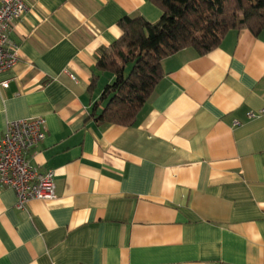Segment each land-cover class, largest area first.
I'll return each instance as SVG.
<instances>
[{"label": "crops", "instance_id": "1", "mask_svg": "<svg viewBox=\"0 0 264 264\" xmlns=\"http://www.w3.org/2000/svg\"><path fill=\"white\" fill-rule=\"evenodd\" d=\"M22 1L8 34L17 62L0 73V138L11 121L45 120L27 154L54 171L56 197L18 208L0 185V264H264V28L165 57L135 121L107 125L91 116L112 80L97 59L121 18L157 22L160 8Z\"/></svg>", "mask_w": 264, "mask_h": 264}, {"label": "trees", "instance_id": "2", "mask_svg": "<svg viewBox=\"0 0 264 264\" xmlns=\"http://www.w3.org/2000/svg\"><path fill=\"white\" fill-rule=\"evenodd\" d=\"M152 1L161 10L160 19L121 18L120 37L97 59L96 69L112 76L91 108V116L103 124L135 121L162 78L165 57L184 48L205 54L232 29L247 28L256 35L264 28V0ZM96 78L93 76L92 86Z\"/></svg>", "mask_w": 264, "mask_h": 264}, {"label": "built area", "instance_id": "3", "mask_svg": "<svg viewBox=\"0 0 264 264\" xmlns=\"http://www.w3.org/2000/svg\"><path fill=\"white\" fill-rule=\"evenodd\" d=\"M26 10L22 0H0V73L17 62L16 47L8 34L13 21L22 17ZM7 83L1 81L0 85L7 86ZM248 116L255 114L250 112ZM45 133L44 119L28 118L9 122L0 138V185L15 191L18 208H23L30 200L56 197L54 171L40 170L27 154L44 140Z\"/></svg>", "mask_w": 264, "mask_h": 264}]
</instances>
